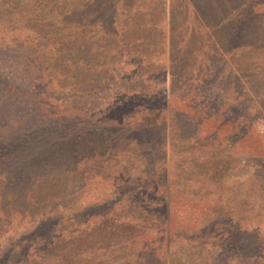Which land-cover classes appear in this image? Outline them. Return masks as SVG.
I'll use <instances>...</instances> for the list:
<instances>
[{
	"label": "trees",
	"instance_id": "obj_1",
	"mask_svg": "<svg viewBox=\"0 0 264 264\" xmlns=\"http://www.w3.org/2000/svg\"><path fill=\"white\" fill-rule=\"evenodd\" d=\"M165 1L0 0V217L7 226L18 210L10 202L21 205L22 197L23 212L33 210L53 185L50 195L65 196L79 161L85 178H95L92 158L73 160L77 140L96 135L113 148L138 149L152 176L140 172L130 185L111 172L117 193L147 202L155 195L162 204L155 224L165 213L171 223L138 255L155 253V264H164L166 249L178 257L168 264H264V144L247 138L264 120V0ZM166 136L171 153L186 146L253 158L244 178L250 206L227 214L166 175ZM113 215L116 222L115 214L102 219ZM40 222L44 228L50 218ZM51 234L52 243L63 235ZM20 250L24 264L43 254Z\"/></svg>",
	"mask_w": 264,
	"mask_h": 264
},
{
	"label": "rangeland",
	"instance_id": "obj_2",
	"mask_svg": "<svg viewBox=\"0 0 264 264\" xmlns=\"http://www.w3.org/2000/svg\"><path fill=\"white\" fill-rule=\"evenodd\" d=\"M165 3L168 6V0ZM166 83L168 85L167 77ZM216 93L223 96L221 91L216 90ZM256 129L260 133H249L247 138L262 146L264 144L262 141L264 138L263 119L258 121ZM167 131L168 123H166L165 135ZM81 138L77 140L73 161L76 163V160H82L84 155L92 158L88 160V163L91 162L90 173L93 171L95 178L92 179L94 180L85 178L86 175L89 177V171L86 170L83 173L81 163H84L79 161L72 177L64 182V184L72 186L65 196L50 195V190L58 189L53 185L47 187L43 192V195L46 194L51 199L47 196L40 197V202L33 210L27 209L26 212H23L26 205H22V197L17 199L21 205L10 202L11 210H14L13 207L16 206L19 211L16 209L13 211L14 216L7 226L4 225L0 217V258L6 247L11 248L9 256L6 255L3 264H24L25 260L23 261L19 256H23L20 249H24L26 246L29 249L34 246L35 254L43 252L40 256L35 255L37 264H115L119 263L117 259L124 264H155V253L143 254V256L138 254L141 253V246H150L154 249L158 237L168 229L170 231L171 223L168 222L166 213L163 215L164 217L161 213L162 217L158 216L161 218L156 219L158 222L155 224V209H159L162 205L161 201L155 195H152L153 197L148 202L133 199V197L127 199L117 193L119 186L114 185V177H111V172L113 174L119 172L122 174V178L128 181V184L134 185L140 172L144 171L146 175L150 174L146 171V165H141L143 161L139 159L138 149L133 146L126 147L128 151H125L124 147L113 148L114 146H110V143L102 144L103 141L99 140L96 135H91L86 141ZM84 144L86 145L84 146ZM165 144L167 146L164 154L166 175L168 173L177 174L186 186L198 191L196 195L198 198L202 197L204 201L211 202L227 214H239L246 210L244 209L246 206H250L251 202L248 199H252L253 195L248 192L246 187H252V185L246 183L244 178L254 169L255 160L253 158L238 155L226 156L216 148L207 151L190 149L186 146L177 147L178 149L171 153V150L168 149L167 136ZM105 156L110 157V160H104ZM71 157L69 156L67 159L71 160ZM88 163L86 162V164ZM97 165L102 169L103 175L96 173ZM3 170L4 168H0V173ZM80 170L85 174L82 177L79 176ZM108 172H110V178L105 176L108 175ZM51 173L53 174L54 171ZM150 175L152 176V174ZM10 184L13 185V182ZM151 188L153 189L152 185ZM117 195L121 199L115 198ZM167 195L166 193L165 196ZM2 199H4L3 196ZM258 201L259 199L256 198L255 204H258ZM97 204L100 205V209L90 211V209H95ZM145 207H149L146 209V211H150L149 213L145 211ZM20 208L22 209L20 210ZM81 209L83 211H80ZM55 210H57L58 216L66 213L71 219L55 217L56 213H51ZM139 212L145 213L147 217H138ZM106 213L115 214L117 221L115 222L114 215L113 219L107 220L104 217L102 219ZM44 218H50L49 226L40 228V221ZM135 218L140 220V226L130 227L127 222L124 223V221H129V224H132ZM52 228L63 234L53 243L50 242L52 234L49 235ZM33 234L36 239L31 237ZM45 243H51V245L45 248ZM38 244L40 245L37 246ZM175 251L167 252L166 249L165 253L163 251V256L166 254L163 258L164 264H168L171 259L175 261L178 258ZM221 252L222 246H219L217 255Z\"/></svg>",
	"mask_w": 264,
	"mask_h": 264
}]
</instances>
